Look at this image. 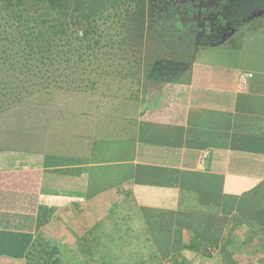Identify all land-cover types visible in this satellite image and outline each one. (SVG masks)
Instances as JSON below:
<instances>
[{
  "label": "crops",
  "instance_id": "crops-1",
  "mask_svg": "<svg viewBox=\"0 0 264 264\" xmlns=\"http://www.w3.org/2000/svg\"><path fill=\"white\" fill-rule=\"evenodd\" d=\"M220 13L223 24L170 20L143 37L127 78L103 88L115 103L88 100L86 115L71 120L65 167L77 174L54 181L69 179L68 199L54 201L63 210L55 222L70 224L59 251L81 252L93 234L104 253L175 264L158 258L154 238L181 236L166 250L202 264L196 236L229 235L236 256L264 237V9L232 24ZM46 170L0 171V264H22L24 255L12 257L35 235Z\"/></svg>",
  "mask_w": 264,
  "mask_h": 264
},
{
  "label": "trees",
  "instance_id": "trees-1",
  "mask_svg": "<svg viewBox=\"0 0 264 264\" xmlns=\"http://www.w3.org/2000/svg\"><path fill=\"white\" fill-rule=\"evenodd\" d=\"M144 4L145 0H0V118L5 122L0 127V171L47 169L35 235L25 243L27 252L12 257L24 255L22 264H63L55 221L63 214L59 205L68 199L69 179L54 181L72 172L65 167L69 125L86 115L88 100L100 107L111 99L113 105L116 94L104 93L103 88L127 78L123 72L133 68L143 37L157 36L169 27L137 24L146 20ZM109 19L117 23L104 24ZM15 199L21 202L19 195ZM31 199L34 203L35 197ZM263 238L255 239L264 243ZM99 239L91 240L93 246ZM194 239L203 247L198 254L205 259L202 264H240L231 236L215 233ZM154 241L160 260L171 256L175 264H194L180 251L166 250L181 236ZM83 253L99 252L90 247Z\"/></svg>",
  "mask_w": 264,
  "mask_h": 264
},
{
  "label": "flooded vegetation",
  "instance_id": "flooded-vegetation-1",
  "mask_svg": "<svg viewBox=\"0 0 264 264\" xmlns=\"http://www.w3.org/2000/svg\"><path fill=\"white\" fill-rule=\"evenodd\" d=\"M242 2L243 0H145L144 16L146 20L144 23L138 22L137 24H152L151 15H163L165 20L161 21L166 24L170 20V22L181 20L185 24H189L193 20L195 23H192L194 24H223L222 18L218 17V14H221L220 11H228L226 17H222L227 19V24H230V21L234 23L237 18L245 15L246 12H257L264 9V0H245V7L239 5ZM149 3L151 5L150 12H148ZM198 14L200 15L198 16ZM155 20L157 21V19ZM125 22L126 24H132V21ZM115 23L111 21L106 24ZM218 31L222 35V30L219 29Z\"/></svg>",
  "mask_w": 264,
  "mask_h": 264
},
{
  "label": "rangeland",
  "instance_id": "rangeland-1",
  "mask_svg": "<svg viewBox=\"0 0 264 264\" xmlns=\"http://www.w3.org/2000/svg\"><path fill=\"white\" fill-rule=\"evenodd\" d=\"M111 21H112V19L105 20L104 24L110 23ZM101 24H103V22ZM259 24H261V22ZM72 102L73 103H71V105L76 104L75 101H72ZM4 123H5L4 120H2L0 118V127L4 126ZM67 213H69V211H67ZM67 216H68V214H67ZM68 217H67V220H65L64 222L55 223V225H56V228H55L56 229V236H58V239H60V238L64 239V237H63L64 234L68 235L70 232L69 231V225L70 224H69ZM104 224H106V223L103 222V224H102L99 221V223H97L96 225L102 227ZM89 235L91 237H87L88 243L85 245H82L81 249L84 250V248H90V247L94 248L95 247L96 250L98 249L99 253L94 254V255L92 254L91 256H88V255H85L83 253V251L80 252L79 246L78 247H76V246L70 247L72 249H70L69 246H66V247L63 246L60 250L61 253L59 254L60 258L62 259L63 264H140V262H142V263L144 262L145 264H150V263H147L148 257H149L148 253H134V254H131V253L125 254L123 252L119 253V254L117 252L116 253H104L103 250L99 247V243H98L99 241H97L95 246H93L94 242L91 240L94 238V236H93V234H89ZM69 237L70 236H67V239H66L67 243H69L68 242ZM102 240H105V239H102ZM257 240H259V239H255V242L250 246V250H249L250 252H247L246 254H242V253L237 254L239 257L240 264H263L264 263V260H263L264 259V243L262 241L260 243H258ZM260 240H261V238H260ZM263 240H264V238H263ZM261 245L263 247H261ZM78 249H79V251H77ZM103 256H105V257H103ZM115 257L116 258L118 257V259L114 260ZM253 258H254V260H253ZM256 259L258 260V263L255 262ZM10 262H12V263H10ZM20 263H21L20 261L14 260V262L9 261L8 264H20ZM151 263L154 264V262H151Z\"/></svg>",
  "mask_w": 264,
  "mask_h": 264
}]
</instances>
